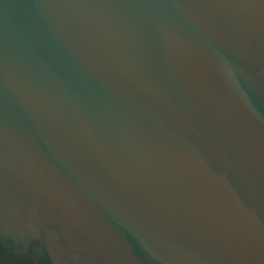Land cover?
Here are the masks:
<instances>
[{"label":"water","instance_id":"1","mask_svg":"<svg viewBox=\"0 0 264 264\" xmlns=\"http://www.w3.org/2000/svg\"><path fill=\"white\" fill-rule=\"evenodd\" d=\"M0 264H264V0H0Z\"/></svg>","mask_w":264,"mask_h":264}]
</instances>
